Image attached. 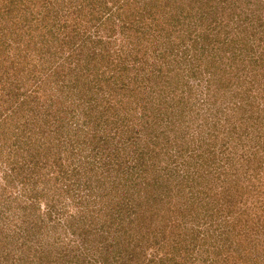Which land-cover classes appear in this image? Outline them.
I'll return each mask as SVG.
<instances>
[{
  "label": "rangeland",
  "instance_id": "rangeland-1",
  "mask_svg": "<svg viewBox=\"0 0 264 264\" xmlns=\"http://www.w3.org/2000/svg\"><path fill=\"white\" fill-rule=\"evenodd\" d=\"M0 264H264V0H0Z\"/></svg>",
  "mask_w": 264,
  "mask_h": 264
}]
</instances>
